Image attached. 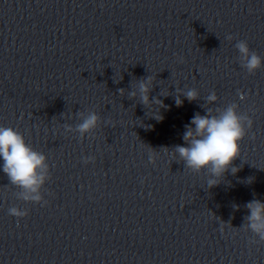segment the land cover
Segmentation results:
<instances>
[{"label":"water","instance_id":"1","mask_svg":"<svg viewBox=\"0 0 264 264\" xmlns=\"http://www.w3.org/2000/svg\"><path fill=\"white\" fill-rule=\"evenodd\" d=\"M240 40L264 64V0H0V126L48 164L41 205L20 198L0 158V264H264V242L242 227L246 203L264 202V66H241ZM147 76L159 121L129 97ZM189 89L198 99L180 94L178 107ZM231 103L253 128L240 171L209 189L172 148L197 112ZM89 111L101 123L81 138Z\"/></svg>","mask_w":264,"mask_h":264},{"label":"clouds","instance_id":"2","mask_svg":"<svg viewBox=\"0 0 264 264\" xmlns=\"http://www.w3.org/2000/svg\"><path fill=\"white\" fill-rule=\"evenodd\" d=\"M228 40L233 36L228 35ZM239 52L241 66L249 74H254L264 64L262 58L254 51H250L246 41L240 40L235 44ZM182 62V61H181ZM153 78L147 76L138 80L137 89L129 93L130 98H136L139 94L140 103L152 110V116L156 120H162L160 108L164 107L163 101L157 97L150 100ZM123 95L125 89L118 90ZM180 94L184 95L187 100L193 101L198 99L199 93L196 89H189L175 96L176 105L182 106L183 100ZM244 99V95H240ZM217 95L212 92L207 97L208 103L215 102ZM206 114L201 115L197 112L190 121L185 125L183 140L186 146L176 145L172 148L173 155L183 162L184 166L193 173L206 172L208 175L207 187L209 189L218 186L221 179L229 171L235 175L240 171L239 167L234 166V161L241 156L240 142L248 135L253 128L254 121L246 113L238 111L236 103L229 104L226 108L215 110L213 114L211 108L205 109ZM82 117L81 122L76 125L75 130L79 132L80 137L84 138L86 134L94 133L100 126L101 117L94 111H89L87 115L79 113ZM69 130L71 128L69 127ZM255 138L254 135L252 137ZM150 148L149 161L152 162L157 155L154 149ZM168 149V148H164ZM0 158L3 159V173L7 175L12 185H15L23 192L20 198L25 202H34L41 205L47 204L42 201L39 194L41 186L44 185L47 178L48 164L46 156L37 152L30 147L24 136L12 127L0 126ZM94 157L85 158V163L94 161ZM234 208L238 206L234 205ZM248 215L244 217L245 231H251L259 241L253 239L250 243L264 242V202L253 199L245 205ZM9 215L23 218L28 215L27 210H22L16 206L8 209ZM231 226V225H229ZM220 231H224V224L221 223Z\"/></svg>","mask_w":264,"mask_h":264}]
</instances>
